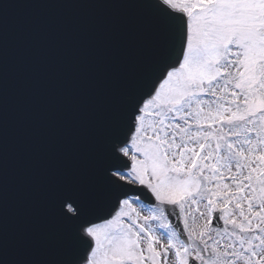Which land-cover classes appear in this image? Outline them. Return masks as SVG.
Listing matches in <instances>:
<instances>
[{
  "label": "snow or ice",
  "instance_id": "snow-or-ice-1",
  "mask_svg": "<svg viewBox=\"0 0 264 264\" xmlns=\"http://www.w3.org/2000/svg\"><path fill=\"white\" fill-rule=\"evenodd\" d=\"M0 5V264H264V0Z\"/></svg>",
  "mask_w": 264,
  "mask_h": 264
},
{
  "label": "water",
  "instance_id": "water-1",
  "mask_svg": "<svg viewBox=\"0 0 264 264\" xmlns=\"http://www.w3.org/2000/svg\"><path fill=\"white\" fill-rule=\"evenodd\" d=\"M23 2H25V0H0V5L8 3L10 6H12L9 9V19L11 22L15 23V22L21 21L24 18L27 10L14 6V5H18Z\"/></svg>",
  "mask_w": 264,
  "mask_h": 264
}]
</instances>
